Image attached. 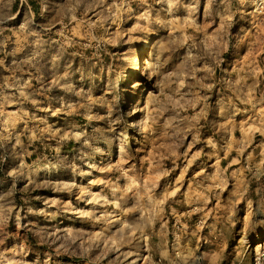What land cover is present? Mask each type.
<instances>
[{"label": "rangeland", "instance_id": "374dc122", "mask_svg": "<svg viewBox=\"0 0 264 264\" xmlns=\"http://www.w3.org/2000/svg\"><path fill=\"white\" fill-rule=\"evenodd\" d=\"M251 150L264 0H0V264H264Z\"/></svg>", "mask_w": 264, "mask_h": 264}, {"label": "crops", "instance_id": "0c3cea01", "mask_svg": "<svg viewBox=\"0 0 264 264\" xmlns=\"http://www.w3.org/2000/svg\"><path fill=\"white\" fill-rule=\"evenodd\" d=\"M21 3V2H20ZM18 10H16V12H17ZM243 138H244V141L245 140H251V137H250V139H249V135H247V136H242ZM242 138V139H243ZM261 142H257V143H255L254 144V146L253 147H256V146H261ZM234 148H239V149H242L241 147H240V145H238L237 144V147H234ZM259 153H262V156H260L258 153H256V152H253L252 153V150L251 151H249V152H247L246 153V158H247V161H251L253 164L255 163V164H258V163H261L262 161L264 162V154H263V151H259ZM233 156H231V159H230V161L231 160H233ZM223 159H224V157H223ZM234 159H236V160H240L239 158H238V156H236ZM262 162V163H263ZM229 165H233L234 163L233 162H229L228 163ZM248 197L250 198V199H252L253 200V196H251L250 194H248Z\"/></svg>", "mask_w": 264, "mask_h": 264}, {"label": "bare ground", "instance_id": "6f19581e", "mask_svg": "<svg viewBox=\"0 0 264 264\" xmlns=\"http://www.w3.org/2000/svg\"><path fill=\"white\" fill-rule=\"evenodd\" d=\"M149 44V40H145L144 42H143V45L144 46H147ZM141 51V50H140ZM143 54V53H142ZM145 63V62H144ZM143 64V63H142ZM141 67V66H140ZM135 70H137V68H135ZM258 236V235H257ZM257 240L259 239V236L258 237H255ZM262 246V244H258V245H256V247H255V249H256V252L257 251H259L260 250V248H262L261 247Z\"/></svg>", "mask_w": 264, "mask_h": 264}]
</instances>
